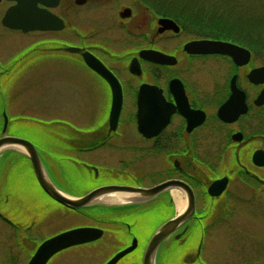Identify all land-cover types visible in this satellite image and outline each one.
I'll use <instances>...</instances> for the list:
<instances>
[{"label":"flooded vegetation","instance_id":"1","mask_svg":"<svg viewBox=\"0 0 264 264\" xmlns=\"http://www.w3.org/2000/svg\"><path fill=\"white\" fill-rule=\"evenodd\" d=\"M15 4L0 0L3 120L5 113L17 115L18 110H13L20 97L16 89L36 84L60 87L65 95L69 88V94L99 105L91 117L109 119L115 91L108 79L115 80L122 93L123 125L115 132L109 131V125L90 131L76 128L71 134L49 129L47 143L58 148L68 145L79 156L93 155L106 146L123 151L125 173L140 175L145 182L137 188L151 189L169 181L186 184L194 196V213L171 237L181 244L180 258L188 247L196 251L195 257L186 255L187 264H201L205 237L218 225L210 222L218 205L225 206L227 217L243 208L252 213L264 210V103L259 101L264 83L249 78L253 70L264 66L259 64L258 51L236 60L227 54L189 50L190 43L213 39L195 35L193 29L160 15L142 0L127 4L59 0L47 10L63 21V29L27 33L3 24ZM162 18L173 20L179 31L161 30ZM37 35L43 38L37 41ZM16 36H27V44L5 49L16 44ZM69 47L81 51H68ZM85 55L99 62L97 70L87 64ZM3 127L4 122L2 131ZM83 159V165L94 166ZM66 161L80 163L75 158ZM221 180L225 190L212 196L209 188ZM175 192L186 199L187 206V192L168 188L150 200L125 203V208L157 213L165 208L175 216ZM197 230L204 236L189 239ZM250 242L253 256H264V240L261 252L260 241Z\"/></svg>","mask_w":264,"mask_h":264},{"label":"rangeland","instance_id":"2","mask_svg":"<svg viewBox=\"0 0 264 264\" xmlns=\"http://www.w3.org/2000/svg\"><path fill=\"white\" fill-rule=\"evenodd\" d=\"M129 1L114 0L115 3L120 4H127ZM205 2L204 5L209 6V0ZM3 14L4 11L1 10L0 20ZM178 22L182 24V21ZM182 25L193 29L197 35L196 31L199 27L193 23ZM16 37L14 40L16 44L4 48H19L26 45L29 39L27 36ZM41 38L43 35L36 37L37 41ZM258 53L259 64L262 65L264 51ZM34 86L16 89L20 97L16 99L13 110L18 112L17 115L8 114L7 135L29 140L36 145L49 177L61 191L73 197H81L102 186L121 185L135 188L144 186L145 182L140 175L125 173L123 151H114L106 146L105 150H99L93 155L79 156L73 153L71 151L73 148L68 145L59 148L50 146L47 143L49 129L71 134L70 132L77 130L76 128L82 131L106 128L108 116L91 117L99 105L83 100L73 92L69 94V88L65 95L60 87L49 88L38 84ZM3 122L0 116V132ZM119 125H123V118L120 119ZM115 142L123 144L122 141ZM8 151L11 159L5 154ZM12 154L19 156L12 157ZM71 158L79 162L84 160L83 158L91 160L94 166H85L81 162L71 165L66 161ZM184 200L186 202V199ZM95 205L110 210L106 211L100 207L71 210L60 205L40 186L32 164L25 154L17 150L4 149L0 152V264H27L36 248L46 239L81 227L101 228L105 231V235L96 242L60 252L49 264H106L118 252L129 247L134 238L139 240L137 249L125 256L118 264H143L150 240L174 215L165 208L157 213L154 209L153 212L128 211L125 203L97 202ZM150 208L148 210H151ZM138 212L141 213L137 215ZM227 213L224 205H218L217 211L210 220L212 224L218 225L208 231L205 237L208 242L200 259L201 264H264V256H253L255 251H252L254 247H251L250 242L260 241L259 245H261V241L264 240V210L252 213L243 208L241 211L229 214L228 217ZM227 223L229 226L224 228V224ZM203 236L204 234L197 230L188 238L196 240ZM221 241L226 244H221ZM178 245L181 244H177L174 237L166 240L157 253L155 263L187 264L188 255L196 256V251L183 245L187 250L180 258ZM261 250L262 245L260 252Z\"/></svg>","mask_w":264,"mask_h":264},{"label":"water","instance_id":"3","mask_svg":"<svg viewBox=\"0 0 264 264\" xmlns=\"http://www.w3.org/2000/svg\"><path fill=\"white\" fill-rule=\"evenodd\" d=\"M16 2L5 14L3 24L13 30H21L25 33L31 31L61 30L64 27L63 21L50 13L47 9L56 6L59 0H10ZM81 0H77L80 2ZM43 6V7H40ZM160 24L161 30L175 29L179 31L177 24L168 18H162ZM189 50H198L201 52H214L231 55L234 59L242 57L244 54L250 55V50L235 43L219 40H203L190 43L186 46ZM68 51H81L76 47H69ZM150 55V54H149ZM87 64L94 70H97L99 62L93 58L89 60L85 55ZM154 59L156 56H153ZM161 57V56H159ZM152 58V57H149ZM252 81L264 83V66L253 70L249 76ZM108 79V78H107ZM112 90H114V99L111 105V111L108 119L109 131L115 132L118 129L122 111V93L120 87L115 85V80L108 79ZM115 82V83H114ZM260 103H264V90L259 97ZM3 136L0 137V152L4 149L17 150L25 154L30 160L37 180L43 190L53 200L71 210H80L95 205L96 200L111 194H132L141 195L139 201L150 200L162 191L168 188H180L187 192L188 201L183 213H179L165 224L154 234L150 240L144 255L143 264H156V256L161 245L168 240L179 228L187 222L194 213L195 200L190 188L180 181H169L157 185L151 189H142L121 185L102 186L82 197H73L61 191L49 177L42 160V157L31 141L6 135L8 129V116L4 114ZM141 124V122H140ZM142 127V126H141ZM225 190V180L217 181L209 188L212 196H219ZM104 230L95 227H81L61 232L45 240L35 251L28 264H48L49 261L58 253L69 248L96 242L104 236ZM181 235L177 236V239ZM138 247V239L134 238L132 244L124 250L114 255L106 264H118L125 256L135 251Z\"/></svg>","mask_w":264,"mask_h":264},{"label":"trees","instance_id":"4","mask_svg":"<svg viewBox=\"0 0 264 264\" xmlns=\"http://www.w3.org/2000/svg\"><path fill=\"white\" fill-rule=\"evenodd\" d=\"M142 1L162 16L182 21V24L193 23L199 27L195 31L200 37L233 42L251 51H264V0H209V6L204 5L205 0H174L175 4L170 0ZM7 158L11 159L10 154Z\"/></svg>","mask_w":264,"mask_h":264},{"label":"bare ground","instance_id":"5","mask_svg":"<svg viewBox=\"0 0 264 264\" xmlns=\"http://www.w3.org/2000/svg\"><path fill=\"white\" fill-rule=\"evenodd\" d=\"M141 195H132V194H111L97 199V202L105 203H128L135 202L140 200ZM176 205L179 213H183L186 208V202L181 199V197L175 193L174 194ZM96 202V203H97ZM37 249V248H36Z\"/></svg>","mask_w":264,"mask_h":264}]
</instances>
